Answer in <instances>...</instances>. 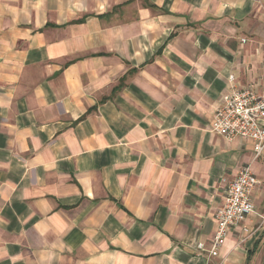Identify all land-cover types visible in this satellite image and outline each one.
Returning <instances> with one entry per match:
<instances>
[{"label": "crops", "instance_id": "0c3cea01", "mask_svg": "<svg viewBox=\"0 0 264 264\" xmlns=\"http://www.w3.org/2000/svg\"><path fill=\"white\" fill-rule=\"evenodd\" d=\"M232 78L264 89V0H0V264H264V160L211 130Z\"/></svg>", "mask_w": 264, "mask_h": 264}, {"label": "built area", "instance_id": "2783aa9c", "mask_svg": "<svg viewBox=\"0 0 264 264\" xmlns=\"http://www.w3.org/2000/svg\"><path fill=\"white\" fill-rule=\"evenodd\" d=\"M234 80L219 100L211 130L228 142L251 141L254 160H264V89L257 82L239 84ZM223 183V204L216 212L217 229L211 241V256L219 255L229 233L256 214L254 194L261 181L247 165L232 179L224 178ZM259 216L264 222V216Z\"/></svg>", "mask_w": 264, "mask_h": 264}, {"label": "trees", "instance_id": "16d2710c", "mask_svg": "<svg viewBox=\"0 0 264 264\" xmlns=\"http://www.w3.org/2000/svg\"><path fill=\"white\" fill-rule=\"evenodd\" d=\"M249 259H250V256H249Z\"/></svg>", "mask_w": 264, "mask_h": 264}]
</instances>
